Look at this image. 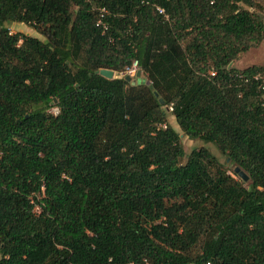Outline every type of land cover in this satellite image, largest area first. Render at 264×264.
Instances as JSON below:
<instances>
[{"label": "trees", "instance_id": "16d2710c", "mask_svg": "<svg viewBox=\"0 0 264 264\" xmlns=\"http://www.w3.org/2000/svg\"><path fill=\"white\" fill-rule=\"evenodd\" d=\"M263 11L0 0V264H264V65H230ZM134 60L148 83L118 76ZM163 106L203 145L186 154Z\"/></svg>", "mask_w": 264, "mask_h": 264}, {"label": "rangeland", "instance_id": "374dc122", "mask_svg": "<svg viewBox=\"0 0 264 264\" xmlns=\"http://www.w3.org/2000/svg\"><path fill=\"white\" fill-rule=\"evenodd\" d=\"M262 16L264 17V11L262 13ZM8 27H10L12 32L20 31V32H24L28 35L38 37L41 40L46 39V37L43 34H41L35 28H33L32 26H30L29 24H26V23H11ZM253 64L264 65V37L260 41V43H258L256 46H253V47L239 53L237 58L230 63V65L236 66L238 68L251 66ZM137 70L133 71V72L125 71L121 74H118V76H122V75L127 76L128 75V76H130V80L134 84L135 83H146L147 77H146L145 73L141 70L140 75L136 76ZM261 74L264 76V72H262ZM114 75H115V73H114ZM159 102L162 103L163 99L159 100ZM163 108L167 114L168 123L170 125H172L179 132L180 139H181V142H182V145H183V148H184L186 154L189 153L191 150L196 149V148L200 147L201 145H203V142L201 140L191 139L186 134H184L181 131L179 125L177 124L174 115L171 114V112H170L171 109L169 107H166V106H163ZM51 111L56 113L57 108L52 107ZM207 146L210 148L212 153L217 157V159L220 162L225 164V167L228 169V172L232 176H234L235 178L241 179V177L237 173L234 172L235 165L230 163L229 160L226 159L223 154H221V152L217 149V147L215 145H213L212 143H208ZM35 211L36 212L39 211L38 206L35 207Z\"/></svg>", "mask_w": 264, "mask_h": 264}, {"label": "built area", "instance_id": "2783aa9c", "mask_svg": "<svg viewBox=\"0 0 264 264\" xmlns=\"http://www.w3.org/2000/svg\"><path fill=\"white\" fill-rule=\"evenodd\" d=\"M157 9H158L160 12H163V9H162V8L157 7ZM106 13H108L107 10H106V8H104V7L99 8V18H98V20H97V24H102V25L105 27V24H104L103 21H102V17H103ZM9 29H10V27H9ZM10 32H12L11 29H10ZM137 69H138V62H137V60H134V61L132 62V65H131L130 67H128L126 71L133 72V71H136ZM254 78H255V79L261 78L262 81H261L260 86H261L262 88H264V77H263L262 75H260V74H257V75H254ZM246 80H247V79H246ZM169 108L171 109L170 106H169Z\"/></svg>", "mask_w": 264, "mask_h": 264}, {"label": "water", "instance_id": "95a60500", "mask_svg": "<svg viewBox=\"0 0 264 264\" xmlns=\"http://www.w3.org/2000/svg\"><path fill=\"white\" fill-rule=\"evenodd\" d=\"M99 73L105 77L111 78L114 76V71L107 69V68H102L99 70ZM140 70H137L136 72V76L140 75ZM127 80H130V76H126ZM146 83H148V81H146ZM151 89H153L152 86H150ZM153 93L155 94L156 97H159V100H162V98H160V96L158 95V93L153 89ZM234 171L236 173H238L239 176H241L244 180H247L248 176L244 173V171H242L238 166L234 167Z\"/></svg>", "mask_w": 264, "mask_h": 264}]
</instances>
